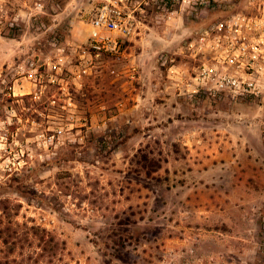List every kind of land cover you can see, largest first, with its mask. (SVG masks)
I'll list each match as a JSON object with an SVG mask.
<instances>
[{
    "label": "rangeland",
    "instance_id": "374dc122",
    "mask_svg": "<svg viewBox=\"0 0 264 264\" xmlns=\"http://www.w3.org/2000/svg\"><path fill=\"white\" fill-rule=\"evenodd\" d=\"M106 1L0 0V264H264V99L174 84L214 15L149 0L139 35L91 58Z\"/></svg>",
    "mask_w": 264,
    "mask_h": 264
},
{
    "label": "built area",
    "instance_id": "2783aa9c",
    "mask_svg": "<svg viewBox=\"0 0 264 264\" xmlns=\"http://www.w3.org/2000/svg\"><path fill=\"white\" fill-rule=\"evenodd\" d=\"M34 1V10H42L40 0ZM150 1L162 5L168 19L179 13L198 19L221 4L235 3L231 13L211 21L189 38L186 43L189 67L180 74L175 70L174 84L180 95L190 98L207 95L264 99V0ZM148 4L149 0H107L90 20L85 54L91 58L117 54L125 40L139 35L140 16L146 14ZM63 63V58L58 57L53 64L54 72L48 76L62 74ZM30 66L23 80L30 85L42 84L43 74L37 72L34 63ZM50 66L48 63L47 67ZM54 79L49 83L54 84ZM31 92L28 88L26 94ZM61 134L59 129L49 140L54 141Z\"/></svg>",
    "mask_w": 264,
    "mask_h": 264
},
{
    "label": "trees",
    "instance_id": "16d2710c",
    "mask_svg": "<svg viewBox=\"0 0 264 264\" xmlns=\"http://www.w3.org/2000/svg\"><path fill=\"white\" fill-rule=\"evenodd\" d=\"M235 3H230V4H221L217 9H215L213 12H210L208 14H204L203 17L209 21L210 17L214 15L212 20H215L219 17H222L224 15H227L231 13L234 10ZM209 15V16H206Z\"/></svg>",
    "mask_w": 264,
    "mask_h": 264
}]
</instances>
